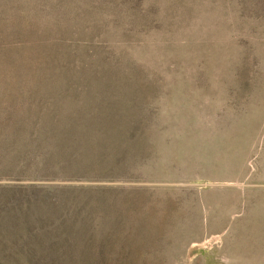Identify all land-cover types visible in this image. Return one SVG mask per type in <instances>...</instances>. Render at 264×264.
Segmentation results:
<instances>
[{
  "label": "rangeland",
  "instance_id": "374dc122",
  "mask_svg": "<svg viewBox=\"0 0 264 264\" xmlns=\"http://www.w3.org/2000/svg\"><path fill=\"white\" fill-rule=\"evenodd\" d=\"M0 264H264V0H0Z\"/></svg>",
  "mask_w": 264,
  "mask_h": 264
}]
</instances>
